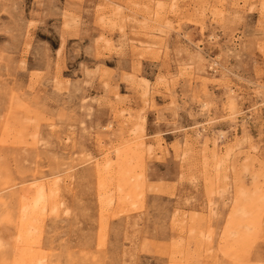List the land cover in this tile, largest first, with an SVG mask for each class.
Returning a JSON list of instances; mask_svg holds the SVG:
<instances>
[{
  "label": "rangeland",
  "instance_id": "1",
  "mask_svg": "<svg viewBox=\"0 0 264 264\" xmlns=\"http://www.w3.org/2000/svg\"><path fill=\"white\" fill-rule=\"evenodd\" d=\"M0 149L52 264H264V0H0Z\"/></svg>",
  "mask_w": 264,
  "mask_h": 264
},
{
  "label": "bare ground",
  "instance_id": "2",
  "mask_svg": "<svg viewBox=\"0 0 264 264\" xmlns=\"http://www.w3.org/2000/svg\"><path fill=\"white\" fill-rule=\"evenodd\" d=\"M157 6L162 7V4L157 3ZM134 139L139 147L145 146L142 137L136 135ZM10 154H13L10 150L0 149V158ZM0 166V264H52L40 241L47 216L60 207L56 190L48 192L45 183L36 179L33 187L3 193L4 185L11 179L7 168ZM96 166L99 169L100 162H96ZM248 204L250 202L240 201L238 210L241 206L244 214L249 215ZM67 256L71 258L70 253Z\"/></svg>",
  "mask_w": 264,
  "mask_h": 264
}]
</instances>
